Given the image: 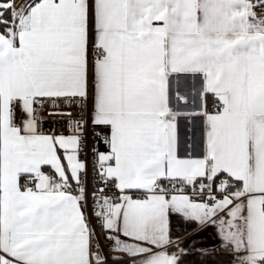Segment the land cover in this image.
Segmentation results:
<instances>
[{
  "label": "snow or ice",
  "instance_id": "snow-or-ice-1",
  "mask_svg": "<svg viewBox=\"0 0 264 264\" xmlns=\"http://www.w3.org/2000/svg\"><path fill=\"white\" fill-rule=\"evenodd\" d=\"M193 254L264 264V0H0V264Z\"/></svg>",
  "mask_w": 264,
  "mask_h": 264
},
{
  "label": "crops",
  "instance_id": "crops-1",
  "mask_svg": "<svg viewBox=\"0 0 264 264\" xmlns=\"http://www.w3.org/2000/svg\"><path fill=\"white\" fill-rule=\"evenodd\" d=\"M209 237H211L210 232L204 236V240L207 242ZM215 259L217 260V264H228L229 257L227 255H219ZM186 264H199V257L195 254L189 256Z\"/></svg>",
  "mask_w": 264,
  "mask_h": 264
},
{
  "label": "built area",
  "instance_id": "built-area-1",
  "mask_svg": "<svg viewBox=\"0 0 264 264\" xmlns=\"http://www.w3.org/2000/svg\"><path fill=\"white\" fill-rule=\"evenodd\" d=\"M65 111H68L67 109ZM45 128H55L57 132L63 131V126L61 124H54L51 121L45 124Z\"/></svg>",
  "mask_w": 264,
  "mask_h": 264
}]
</instances>
